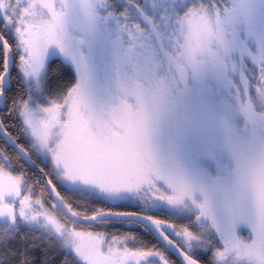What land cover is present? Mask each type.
<instances>
[{"label":"snow or ice","instance_id":"obj_1","mask_svg":"<svg viewBox=\"0 0 264 264\" xmlns=\"http://www.w3.org/2000/svg\"><path fill=\"white\" fill-rule=\"evenodd\" d=\"M0 264H264V0H0Z\"/></svg>","mask_w":264,"mask_h":264}]
</instances>
